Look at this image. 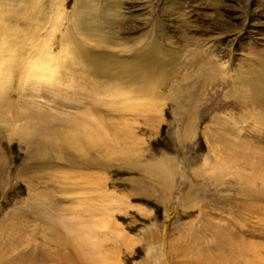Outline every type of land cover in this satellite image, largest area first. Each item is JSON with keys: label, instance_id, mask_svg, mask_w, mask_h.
Here are the masks:
<instances>
[{"label": "rangeland", "instance_id": "1", "mask_svg": "<svg viewBox=\"0 0 264 264\" xmlns=\"http://www.w3.org/2000/svg\"><path fill=\"white\" fill-rule=\"evenodd\" d=\"M0 264H264V0H0Z\"/></svg>", "mask_w": 264, "mask_h": 264}]
</instances>
